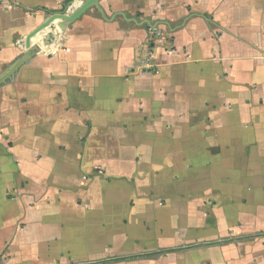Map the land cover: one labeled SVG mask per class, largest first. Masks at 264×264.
I'll list each match as a JSON object with an SVG mask.
<instances>
[{
    "label": "crops",
    "instance_id": "0c3cea01",
    "mask_svg": "<svg viewBox=\"0 0 264 264\" xmlns=\"http://www.w3.org/2000/svg\"><path fill=\"white\" fill-rule=\"evenodd\" d=\"M82 2L0 0V264H264V0H100L27 47Z\"/></svg>",
    "mask_w": 264,
    "mask_h": 264
},
{
    "label": "water",
    "instance_id": "95a60500",
    "mask_svg": "<svg viewBox=\"0 0 264 264\" xmlns=\"http://www.w3.org/2000/svg\"><path fill=\"white\" fill-rule=\"evenodd\" d=\"M100 0H83L82 4L74 10L72 13L68 15L63 14H53L48 20L37 30L32 32L27 36L26 45L28 47L29 40L32 38L36 33H38L41 29L48 26L54 19H59L61 22L57 25L58 29L57 32L65 30L70 24L78 20L83 14H85L92 6L97 5ZM46 40H49L46 38Z\"/></svg>",
    "mask_w": 264,
    "mask_h": 264
},
{
    "label": "built area",
    "instance_id": "2783aa9c",
    "mask_svg": "<svg viewBox=\"0 0 264 264\" xmlns=\"http://www.w3.org/2000/svg\"><path fill=\"white\" fill-rule=\"evenodd\" d=\"M66 12H67V11H65L64 13H66ZM64 13H63V14H64ZM61 14H62V13H61ZM41 51H43V50L41 49ZM44 52H45V51H43V52H41V53L44 54ZM48 53H49L50 55H54V54H55V51H49Z\"/></svg>",
    "mask_w": 264,
    "mask_h": 264
}]
</instances>
